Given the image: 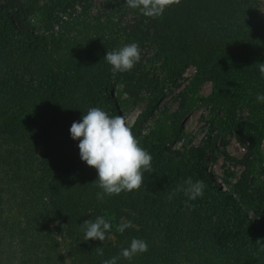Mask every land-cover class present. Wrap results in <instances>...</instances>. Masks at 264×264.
Returning a JSON list of instances; mask_svg holds the SVG:
<instances>
[{
	"label": "trees",
	"instance_id": "trees-1",
	"mask_svg": "<svg viewBox=\"0 0 264 264\" xmlns=\"http://www.w3.org/2000/svg\"><path fill=\"white\" fill-rule=\"evenodd\" d=\"M34 2L0 0V264H102L133 237L146 240L148 251L118 264H264V180L255 168L264 141V103L256 100L264 92L260 1L179 0L147 18L124 0H108L110 9L96 14L67 13L69 4L48 0L41 31ZM121 10L136 16L133 24L115 21ZM133 42L152 47L165 78L112 71L107 51ZM188 66L193 92L209 82L210 94L159 111L166 80ZM113 82L150 90V107L128 126L152 161L138 190L98 199L96 170L81 161L69 129L92 107L120 115ZM199 103L212 112L205 140L172 147ZM228 132L245 150L244 170L234 182L224 178L222 189L207 170V153ZM188 178L204 182L195 200L178 190ZM124 215L132 227L119 233ZM97 216L111 232L105 241H84L81 225Z\"/></svg>",
	"mask_w": 264,
	"mask_h": 264
},
{
	"label": "clouds",
	"instance_id": "clouds-1",
	"mask_svg": "<svg viewBox=\"0 0 264 264\" xmlns=\"http://www.w3.org/2000/svg\"><path fill=\"white\" fill-rule=\"evenodd\" d=\"M179 0H124L127 7L136 9L147 18H159L166 9ZM105 61L114 72L131 71L141 59L137 43L125 44L115 51H107ZM258 71L264 77V63H259ZM257 102L264 103V92L256 94ZM70 138L78 142L79 156L82 162L96 170L97 186L102 190L98 199L104 196L119 195L121 192L138 190L143 184L144 173L151 168L152 156L143 148L133 135L123 116H111L100 107H92L82 114L80 120L73 121ZM204 182L188 178L181 187L189 200H195L204 193ZM175 193L170 194L169 199ZM132 223L121 222L116 231L124 233ZM84 241H105L111 232L112 224L103 216L86 220L81 225ZM146 240L133 237L127 247L120 250L118 256L103 260L102 264H118L120 258L131 261L138 254L147 252ZM103 255L101 251L99 253Z\"/></svg>",
	"mask_w": 264,
	"mask_h": 264
},
{
	"label": "rangeland",
	"instance_id": "rangeland-1",
	"mask_svg": "<svg viewBox=\"0 0 264 264\" xmlns=\"http://www.w3.org/2000/svg\"><path fill=\"white\" fill-rule=\"evenodd\" d=\"M69 4L66 6L67 13L75 12L79 13L83 9L89 11L91 14L104 13L110 9L108 0H62ZM260 1V9L264 13V0ZM23 4H33L34 0H21ZM48 4V0H36L34 2V7L36 8L35 17L32 20L36 23L37 31H41L46 25L45 16L41 11L43 7ZM58 16L67 19L68 15L62 11L58 13ZM114 19L117 23L133 24L136 16L124 10L114 13ZM140 48L141 59L135 64L132 70H137L139 72H144L151 77L157 75L159 78H165L164 71L160 68L159 63H152V55L154 53L152 47L147 43L138 45ZM131 70V71H132ZM129 72V71H127ZM125 72V73H127ZM195 76V69L193 66H188L181 70V73L176 76L172 81L165 82L164 98L159 105L160 110L174 111L177 110L183 103L184 106H188L191 102H198L199 99L206 98L211 90L212 85L209 82H205L200 85L195 92L192 89V81ZM114 89L111 92L116 98V105L120 116L126 119L127 125H133L138 117L142 115L149 107L150 100L149 94L150 90L140 89L131 92V89L125 85L113 82ZM185 97L188 100H185ZM113 116H115V111L110 109ZM243 111V110H242ZM158 111H154L156 114ZM246 111L239 112V116H244ZM212 112L211 107L199 103L198 106L191 108L185 114L182 120V138L180 142H177L174 148L183 146L188 141H191L195 146L201 145L202 141L206 138V133L209 128V121L211 119ZM151 120H147L142 124L144 131L151 125ZM222 138H219L214 143V150L208 151V161L206 167L210 173V177L218 183L222 189H227L228 186L224 185V178H228L231 182L236 181L240 173L244 170L242 165L239 164L244 154L245 150L239 146L236 141L235 134L226 133ZM225 143V145H223ZM226 152L233 160L236 162H231L227 160L223 154ZM255 168L257 170V175H259L260 180H264L262 168H264V141H262L258 160L255 163ZM232 175V176H231ZM231 176V177H229ZM125 214H129L131 211L124 210ZM119 222H129L126 215L120 217Z\"/></svg>",
	"mask_w": 264,
	"mask_h": 264
}]
</instances>
